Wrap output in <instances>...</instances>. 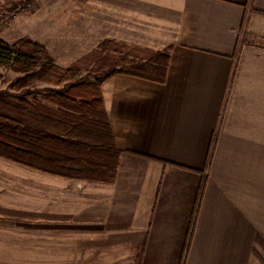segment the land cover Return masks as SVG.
Segmentation results:
<instances>
[{
    "label": "crops",
    "instance_id": "crops-1",
    "mask_svg": "<svg viewBox=\"0 0 264 264\" xmlns=\"http://www.w3.org/2000/svg\"><path fill=\"white\" fill-rule=\"evenodd\" d=\"M56 12L76 14L73 29L87 21L73 61L103 42L140 45L168 53L167 79L103 83L118 175L38 170L48 180L18 209L32 217L12 230L14 264H264V0H71ZM56 38L39 43L71 44Z\"/></svg>",
    "mask_w": 264,
    "mask_h": 264
},
{
    "label": "trees",
    "instance_id": "trees-1",
    "mask_svg": "<svg viewBox=\"0 0 264 264\" xmlns=\"http://www.w3.org/2000/svg\"><path fill=\"white\" fill-rule=\"evenodd\" d=\"M168 63V53L156 52L145 63L126 64L101 75L81 76L78 67L58 66L46 47L38 42L24 38L10 44L0 37V66L22 73L15 81L21 89L17 97L29 106H14V111L54 131L26 130L20 120L0 115V156L67 178L115 180L121 150L105 108L102 85L116 73L165 82ZM31 81L53 83V86H31ZM213 155L214 148L210 162ZM193 228L194 223L190 235ZM181 264H185V256Z\"/></svg>",
    "mask_w": 264,
    "mask_h": 264
},
{
    "label": "rangeland",
    "instance_id": "rangeland-1",
    "mask_svg": "<svg viewBox=\"0 0 264 264\" xmlns=\"http://www.w3.org/2000/svg\"><path fill=\"white\" fill-rule=\"evenodd\" d=\"M58 1L62 4L64 1L71 0H0V37L10 44H15L24 38L38 43L40 41L56 42L57 35L67 38L71 43L74 36H87L88 29L85 28L87 21L80 23L84 27L73 29V26L78 24L74 20L76 14L56 12ZM107 44V42L101 43L98 49L80 61H73L74 56L82 54V52L74 51V48L87 49V44L83 46L72 43L42 45L46 47L58 66L62 69L78 67L81 76L101 75L104 72L117 70L126 64L145 63L147 62L144 61L145 59L153 56L152 51L140 45L130 44L122 50L114 47L111 51L110 48L108 50ZM20 76L22 73L6 66H0V115L20 120L26 130L44 129L54 132L14 111V106L29 107L17 97L21 89H18L15 81ZM30 85L52 87L53 83L31 81ZM46 180L48 179L40 171L0 156V264H14V254L11 253L14 245L12 230L25 228L24 220L32 217L26 211L18 209L19 207L24 208L26 198H31L29 194H33L32 198H37L34 197L36 195L39 197L42 182ZM10 206L17 209L9 208Z\"/></svg>",
    "mask_w": 264,
    "mask_h": 264
}]
</instances>
